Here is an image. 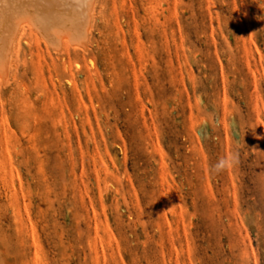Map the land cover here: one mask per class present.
Instances as JSON below:
<instances>
[{"label": "rangeland", "instance_id": "374dc122", "mask_svg": "<svg viewBox=\"0 0 264 264\" xmlns=\"http://www.w3.org/2000/svg\"><path fill=\"white\" fill-rule=\"evenodd\" d=\"M97 10L0 86V264H264V0Z\"/></svg>", "mask_w": 264, "mask_h": 264}, {"label": "bare ground", "instance_id": "6f19581e", "mask_svg": "<svg viewBox=\"0 0 264 264\" xmlns=\"http://www.w3.org/2000/svg\"><path fill=\"white\" fill-rule=\"evenodd\" d=\"M97 7L98 0H0V86L14 77L26 29L56 52L69 46L87 50Z\"/></svg>", "mask_w": 264, "mask_h": 264}, {"label": "clouds", "instance_id": "9594fccd", "mask_svg": "<svg viewBox=\"0 0 264 264\" xmlns=\"http://www.w3.org/2000/svg\"><path fill=\"white\" fill-rule=\"evenodd\" d=\"M236 163H238L236 154L229 153L228 155L217 159L216 163L212 165V171L220 173L229 167L235 166Z\"/></svg>", "mask_w": 264, "mask_h": 264}]
</instances>
